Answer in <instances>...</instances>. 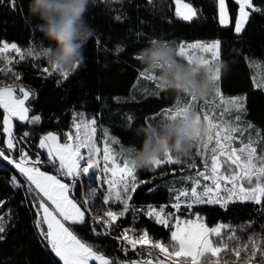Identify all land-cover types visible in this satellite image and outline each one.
Masks as SVG:
<instances>
[{"label":"trees","instance_id":"obj_1","mask_svg":"<svg viewBox=\"0 0 264 264\" xmlns=\"http://www.w3.org/2000/svg\"><path fill=\"white\" fill-rule=\"evenodd\" d=\"M183 1L190 3L197 12L192 21L176 16L174 0H152L151 4L148 0H122L121 3L93 0L84 19L94 35L83 49V63L70 73L67 80L57 73L45 78L42 68L50 67L45 57L33 59L26 56L20 60L15 51L5 52L3 55L12 63L0 59V67L5 69V72H0V84L15 87L17 93L20 87L28 89L33 94L28 102L29 117H40L38 123L16 122L14 138L18 143L10 155L17 159L20 149H23L35 160L39 154L41 170L57 174L47 162L46 153L39 149V139L49 132L64 136L72 131L74 118H94L98 131L107 127L124 146L134 145L138 149L141 141L127 129L145 125L148 118L156 117L177 98L182 101L189 99L183 93L173 94L158 89L157 82L139 78V72L144 68L133 56L153 40L174 43L220 40L218 62L227 65L218 80L220 94L226 98L243 97L242 125L251 124V133L259 131L264 135V88L254 86L264 80L261 79L264 77V0H253V7L260 11L250 10L241 34L234 32L239 6L233 0H228L232 18L228 27L219 23L217 0ZM28 3L29 0H17L15 9L7 6V0L0 4V46L4 42L15 43L22 53L29 48L39 53L49 47V42L42 37L31 38L26 43L28 30L41 35L35 27L38 22L27 15ZM117 16L121 19H115ZM118 45L123 48L119 54ZM9 67L13 73L19 74V79L7 73ZM215 97L212 87L206 99L209 101ZM1 118L0 110V149L6 150ZM26 132L27 136L24 135ZM171 170L167 165L156 170L150 166L138 171V186L135 192L129 193L132 197L129 211L108 230L107 235H95L91 229L103 233L104 228L90 218L84 226H72V229L94 250L111 258L113 264L143 259L139 251H122V247L130 249V246L122 245L118 237L125 229H134L130 233L134 235L147 230L153 239L169 241V229L156 224L145 213L149 207H170L178 193L189 187L184 180L168 179L173 175ZM14 176L23 186L20 199L19 189L16 190L11 183ZM143 179L147 181L143 182ZM89 184L97 189L95 198L89 203V215L102 217L108 208L122 210L119 202L103 204L107 187L100 181H93L92 177H84L78 182L73 190L74 198L82 203ZM32 199L26 181L10 164L0 159V214L6 228L0 234L3 237L0 239V264H62L35 227L38 217ZM180 214L189 219L198 214L209 227L220 223L231 225L238 230L237 235L242 242L254 234L264 236V211L251 202L229 203L226 209L218 204H202ZM249 224L250 227L239 230L242 225ZM230 259L235 260V257Z\"/></svg>","mask_w":264,"mask_h":264},{"label":"snow or ice","instance_id":"obj_2","mask_svg":"<svg viewBox=\"0 0 264 264\" xmlns=\"http://www.w3.org/2000/svg\"><path fill=\"white\" fill-rule=\"evenodd\" d=\"M17 0H7V6L15 9ZM121 3L122 0H115ZM151 4L152 0H148ZM176 16L184 21H192L197 16L196 10L183 0H174ZM239 5V15L235 19L234 32L241 34L248 22L250 12L260 11L254 8L252 0H235ZM4 0H0V4ZM219 23L228 27L230 18L226 0H218ZM115 19L120 20L119 16ZM153 40L151 43H154ZM167 47V44H163ZM196 50L200 55L197 56ZM5 51H15L20 60L27 57L40 59L46 56V48L37 53L35 49L29 48L22 53L15 44L4 43L0 48V59L6 60L8 64L12 60L3 54ZM122 46H117V54L122 52ZM174 55L179 60L191 63L193 59H199L201 66H207L218 62L221 56V41L198 42L194 44H180L173 49ZM208 54V55H205ZM134 59L137 57L134 55ZM43 67L42 72L48 76L57 73L63 80H67L70 73L60 72L54 65ZM75 70V69H73ZM0 72L5 69L0 67ZM7 73H12L19 79L18 73H13L12 68H7ZM139 78L157 82V74L154 70L148 73L143 70L139 72ZM220 73L213 77L212 87L216 97H220L219 104L201 108L189 97L182 101L177 98L173 105L161 110L160 117L164 123H175L183 121L189 116L203 125L207 135L202 141H196L191 147L200 144L193 154L200 157L202 170L195 172L190 190L180 191L175 197V203L171 207L179 212L182 208L191 210L194 206L202 204H218L227 208L229 203L251 202L261 206L264 211V135L257 131L251 133V124L241 126V114L244 112L243 97L224 100L221 97L218 80ZM258 88H264V83L254 84ZM4 86L0 84V109H3V133L6 134L5 141L7 150L11 153L17 148L13 131L12 120L38 123L40 117H29V107L26 102L33 94L23 87ZM226 105V106H225ZM223 106V107H221ZM215 108H220L219 113ZM233 113H236L233 115ZM131 121V117H128ZM96 119L86 121L82 118L73 119L74 131L65 134L68 142L62 143L59 135L51 132L39 139L38 147L47 155L50 163L58 174H49L42 171L39 158L33 160L28 152L20 149L18 160L6 155L0 150V158L12 164L26 181L27 191L32 195V206L36 209L37 219L35 227L42 239L50 246L51 251L59 258L62 264H113L111 258L94 250L93 246L77 236L71 226H84L87 219L101 223L104 232L98 233L95 229L91 231L95 235H107L108 230L116 225L117 221L129 211V201L132 199L129 193L135 192L138 181L136 169L129 166V159L125 157L123 163L119 158L124 156V150L116 152L109 146V139L103 141V147L98 146L96 139ZM149 125H152L149 123ZM25 136L28 133H24ZM108 136V133H105ZM112 143L117 141L112 140ZM239 144V147L234 145ZM129 155L134 154L133 149H127ZM185 164L188 168H196V161L186 163L178 160L170 153H166L163 159L152 163L155 170L162 165ZM173 172L176 169H172ZM99 173H103V183L107 184L103 204L119 202L123 207L121 211H113L110 208L103 211V216H91L89 203L95 198L97 189L89 184L87 192L83 196V202L72 196L73 190L84 177L92 176L93 181L101 180ZM61 177L71 181L65 182ZM205 182V183H202ZM11 183L19 188L21 184L15 177ZM183 198V200H182ZM135 211V208L132 209ZM158 225L168 228L170 231L169 241L153 239L147 230H140L139 235L130 234L134 229H125L120 239L122 245L130 246V249L122 247V251H139L144 257L140 260L129 261L127 264H175L173 257L182 258L179 264H264V236L254 234L247 241L242 242L237 235V229L223 223L214 227H208L203 219L195 215V219H181L174 216V223H170L169 217L172 213H166L163 208L157 210L149 207L145 213ZM106 217V219H104ZM251 225H242L239 229ZM6 231L3 215L0 214V234ZM3 237L0 236V239ZM243 253V256H242ZM235 257L231 260L230 257ZM259 256V258H258ZM215 258V259H213ZM117 264H125L119 261Z\"/></svg>","mask_w":264,"mask_h":264},{"label":"clouds","instance_id":"obj_3","mask_svg":"<svg viewBox=\"0 0 264 264\" xmlns=\"http://www.w3.org/2000/svg\"><path fill=\"white\" fill-rule=\"evenodd\" d=\"M93 0H29L27 15L36 20L35 27L49 42L45 59L60 72L71 73L83 63V49L93 37L85 16ZM144 70L157 75V88L173 94L183 93L194 103L205 101L212 91L213 77L226 70L219 62L201 66L199 59L181 63L171 46L155 41L135 54ZM141 141L129 166L136 170L149 168L156 160L170 153L178 160L188 157L191 146L207 135L204 126L189 116L175 123L137 125L129 128Z\"/></svg>","mask_w":264,"mask_h":264},{"label":"rangeland","instance_id":"obj_4","mask_svg":"<svg viewBox=\"0 0 264 264\" xmlns=\"http://www.w3.org/2000/svg\"><path fill=\"white\" fill-rule=\"evenodd\" d=\"M234 2H235V0H233ZM184 3H187V2H185V1H183ZM252 2H253V0H252ZM236 3V2H235ZM188 4H190V3H188ZM191 5V4H190ZM226 5L228 6V13H229V18H230V24H229V26L231 25V11H230V7H229V3H228V0H226ZM192 6V5H191ZM239 6V5H238ZM176 7H177V5L175 4V11H176ZM193 7V6H192ZM217 7H218V15H219V6H218V0H217ZM194 8V7H193ZM195 9V8H194ZM250 10L251 9H248V11L250 12ZM238 15H239V7H238V12H237V17H238ZM195 18V17H194ZM193 18V19H194ZM224 27V26H223ZM34 37H41V35L39 34V33H36L35 31H33V30H28V35H27V41H26V43L31 39V38H34ZM198 42H201V41H197V42H182V43H174V42H161V43H163V44H167V45H169V46H171L173 49H177L178 48V46L180 45V44H194V43H198ZM212 42V41H211ZM4 43H7V42H4ZM3 43V44H4ZM204 43H207V42H204ZM3 44L0 46V48H2L3 47ZM9 45H11L12 43H8ZM17 45V44H16ZM18 46V45H17ZM19 47V46H18ZM5 52H9V51H5ZM196 54H197V56H199L200 55V52H199V50H196ZM205 55H208V54H205ZM178 59V58H177ZM179 60V59H178ZM181 63H186V62H184V61H182V60H179ZM213 63H216V62H213ZM262 73V72H261ZM157 75H158V73H156ZM264 79V77L263 76H261V79ZM262 83H264V80H263V82ZM26 90H28V89H26ZM29 91V90H28ZM18 95H19V93H17ZM224 100H231V99H234V98H236V97H234V98H226V97H223V96H221ZM31 98V97H30ZM219 100H220V97H215V98H213V100H209V101H207V99L205 100V101H200V102H196L195 104L197 105V106H200L202 109L203 108H207V107H209L210 105L211 106H215V105H217V104H219ZM28 102L29 101H27L26 102V106H28ZM243 102H244V100H243ZM226 106V105H225ZM221 107H223V106H221ZM1 111H2V118H1V124H2V133H3V116L5 115V113L3 112V109H0ZM219 111H220V108H215V112L218 114L219 113ZM236 113H233V115H235ZM92 118H87L86 119V121H90ZM16 122H20V123H22V124H25V123H27V122H25V121H20V120H17L16 118H13V120H12V131H13V135H14V132H15V127H16ZM162 121H161V117H160V114H158L156 117H150V118H148L146 121H145V123L146 124H149V123H151L152 125H159L160 123H161ZM241 123V122H240ZM203 126V125H202ZM241 126H243L242 125V123H241ZM97 127V126H96ZM72 131H74V128L72 129ZM70 132V131H69ZM68 132V133H69ZM105 133H108V136H105ZM53 134H56V133H53ZM67 134V133H66ZM46 135V134H45ZM56 135H59V134H56ZM60 137H61V142L62 143H65V142H68L66 139H65V135L64 136H61V135H59ZM109 137H111V139L109 140V146L110 147H112L113 148V150L114 151H116V152H120L122 149L124 150V156H121L120 158H119V162L122 164L123 163V159L125 158V157H127L129 160L133 157V155L134 154H131V155H129L128 154V152H127V149H132V148H130V147H126V146H124L122 143H121V141L118 139V137H116L113 133H112V131L109 129V128H107V127H103L102 128V130H101V132L100 131H98V128H97V133H96V139H97V142H98V146H100L101 148L103 147V141L105 140V139H109ZM3 138H4V143H5V141H6V139H7V136H6V134H4L3 133ZM112 140H115V141H117L116 143H112L111 141ZM202 141V140H201ZM234 146H236V147H239L240 145L237 143L236 145H234ZM200 147V144H196L194 147H191V150H190V154H189V156L188 157H185V158H183V159H181L180 161H182V162H186V163H191L193 160H195L196 161V168H188V167H186V165L185 164H179V165H168L171 169H173L172 168V166L175 168V169H179V170H176L175 172H173L172 170H171V173L173 174V175H171V176H169L168 177V179H181V180H184L185 182H188L189 183V187L188 188H185V189H182V191H184V190H190L191 189V187L193 186L192 185V179L193 178H195V172L196 171H198V170H202V163H201V160H200V157H196V156H194L193 154L195 153V151L197 150V148H199ZM5 149L6 150H3V149H0V150H3V151H5V154L6 155H10V153H9V151L7 150V147H6V143H5ZM43 151V150H42ZM44 152V151H43ZM11 156V155H10ZM12 157V156H11ZM13 158V157H12ZM164 157H162L161 159H163ZM1 160H3L4 162H7L6 160H4L3 158H0ZM15 159V158H14ZM17 160H18V158H17ZM8 163V162H7ZM9 164V163H8ZM10 166H12V168H13V170L19 175V176H21L20 174H19V172L15 169V167L12 165V164H10ZM165 166H167V164L166 165H162V166H160V167H165ZM159 167H157L156 169H158ZM155 169V170H156ZM140 170H143V169H140ZM138 171L139 170H136V172H135V174H136V177L137 178H139V175H138ZM49 174H52V173H49ZM98 175H100L101 176V180H99L100 182H101V184H104L106 187H107V184L106 183H103V173H99ZM15 178H16V176H14ZM22 177V176H21ZM89 177H92L91 176V174H90V176ZM23 178V177H22ZM17 179V181L20 183V184H22L20 181H19V179L18 178H16ZM24 179V178H23ZM61 179H63V180H65V182H68V183H70L71 184V181H69V180H67L66 178H63V177H61ZM147 180L146 179H143V182H146ZM202 183H205V182H203L202 181ZM16 190L17 189H19V190H17L18 191V198L20 199V197H21V192H22V189H23V186L21 185V187H19V188H16V187H14ZM72 196H73V192H72ZM74 197V196H73ZM182 200H183V198H182ZM175 203V202H174ZM18 204H19V206H21L22 207V204L20 203V201L18 200ZM154 208H156L157 210H159L160 208H163L164 209V211L166 212V213H172L173 215L172 216H170L169 217V220H170V223H174V220H173V217L174 216H179L181 219H189V218H185L184 216H182L180 213H182V212H184V208H182L179 212H176L171 206L170 207H167V206H164V207H160V208H158V207H154ZM193 219H195V218H193ZM203 219V221H204V218H202ZM151 220H153V219H151ZM154 221V220H153ZM205 222V221H204ZM206 223V222H205ZM207 225V224H206ZM161 226V225H160ZM208 226V225H207ZM70 227L72 228V226L70 225ZM209 227V226H208ZM168 229V228H167ZM180 259H182V258H176V257H173L172 258V261L173 262H175V264H179V261H180ZM139 260V259H138ZM92 264H96V262H92ZM125 264H127V262L125 263ZM170 264H172V262H170ZM202 264H203V262H202Z\"/></svg>","mask_w":264,"mask_h":264}]
</instances>
